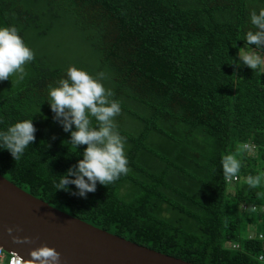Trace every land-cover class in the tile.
<instances>
[{
    "label": "trees",
    "instance_id": "obj_1",
    "mask_svg": "<svg viewBox=\"0 0 264 264\" xmlns=\"http://www.w3.org/2000/svg\"><path fill=\"white\" fill-rule=\"evenodd\" d=\"M261 7L264 0H0V26H15L33 52L22 80H0V130L22 119L36 129L18 159L0 150V174L161 253L264 264V70L238 55L256 30L249 13ZM247 47L264 57V44ZM70 65L103 74L106 98L120 104L112 119L128 160L127 174L84 196L72 184L56 188L86 147L72 145L47 101ZM241 143L254 153L238 151ZM225 154L241 162L231 190ZM249 175L262 180L249 186Z\"/></svg>",
    "mask_w": 264,
    "mask_h": 264
},
{
    "label": "clouds",
    "instance_id": "obj_2",
    "mask_svg": "<svg viewBox=\"0 0 264 264\" xmlns=\"http://www.w3.org/2000/svg\"><path fill=\"white\" fill-rule=\"evenodd\" d=\"M249 21L255 31L244 34L246 47L238 49L240 60L250 69L264 70V58L247 45L264 44V7L249 13ZM33 59L32 50L23 42L15 26H0V80H7L10 75L18 74L23 79V65ZM70 65L66 78L56 86H49L48 103L56 117H62L65 131H70L74 147L86 145L82 158L77 161L75 170L69 169L59 176L56 188L67 191L72 184L78 189V195L95 191L97 182L102 185L118 179L128 172V160L122 137L114 130L113 117L121 111L118 101L106 98V90L98 77ZM89 116L95 118L98 127H91ZM74 128V130H73ZM36 129L31 119H22L0 130V150L6 149L13 159H18L35 139ZM255 146L250 143L238 145L242 153H254ZM223 177L231 190L232 182L238 180L237 173L241 162L233 154H225L221 160ZM249 186H256L262 180L260 175L246 178ZM9 231H11L9 229ZM15 239V238H14ZM27 239V238H25ZM30 264H59V253L48 246H40L29 252ZM21 257H16V264H22Z\"/></svg>",
    "mask_w": 264,
    "mask_h": 264
},
{
    "label": "water",
    "instance_id": "obj_3",
    "mask_svg": "<svg viewBox=\"0 0 264 264\" xmlns=\"http://www.w3.org/2000/svg\"><path fill=\"white\" fill-rule=\"evenodd\" d=\"M0 246L26 264L30 250L40 246L55 249L59 264H194L74 217L1 174Z\"/></svg>",
    "mask_w": 264,
    "mask_h": 264
},
{
    "label": "built area",
    "instance_id": "obj_4",
    "mask_svg": "<svg viewBox=\"0 0 264 264\" xmlns=\"http://www.w3.org/2000/svg\"><path fill=\"white\" fill-rule=\"evenodd\" d=\"M244 209L247 208L246 205H242ZM255 208V207H253ZM251 237V236H250ZM259 237H263V235H259ZM233 246H237L236 244H234ZM20 257L19 255H17L16 253H8L6 252L1 246H0V264H16V257ZM22 264H26L24 263L23 259H22Z\"/></svg>",
    "mask_w": 264,
    "mask_h": 264
},
{
    "label": "rangeland",
    "instance_id": "obj_5",
    "mask_svg": "<svg viewBox=\"0 0 264 264\" xmlns=\"http://www.w3.org/2000/svg\"><path fill=\"white\" fill-rule=\"evenodd\" d=\"M264 58V57H262ZM108 82V79H106V77L104 76V83H107ZM131 128V126L128 124V125H125V129L126 131H128V129Z\"/></svg>",
    "mask_w": 264,
    "mask_h": 264
}]
</instances>
